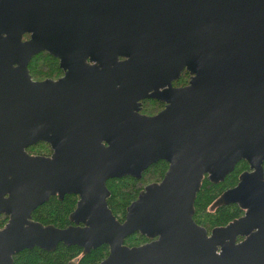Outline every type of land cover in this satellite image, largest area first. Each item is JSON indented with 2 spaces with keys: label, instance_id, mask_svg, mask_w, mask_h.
<instances>
[{
  "label": "water",
  "instance_id": "1",
  "mask_svg": "<svg viewBox=\"0 0 264 264\" xmlns=\"http://www.w3.org/2000/svg\"><path fill=\"white\" fill-rule=\"evenodd\" d=\"M40 52L61 77L31 78ZM184 70L187 85L173 87ZM144 99L166 105L142 115ZM39 142L49 157L28 154ZM160 160L162 179L117 221L106 181ZM241 160L250 172L211 209L244 214L208 234L193 220L201 181H223ZM263 162L264 0H0V264L59 243L108 245L99 264H264ZM56 193L79 197L76 226L31 218ZM135 232L158 238L124 246Z\"/></svg>",
  "mask_w": 264,
  "mask_h": 264
},
{
  "label": "trees",
  "instance_id": "2",
  "mask_svg": "<svg viewBox=\"0 0 264 264\" xmlns=\"http://www.w3.org/2000/svg\"><path fill=\"white\" fill-rule=\"evenodd\" d=\"M29 72L33 79L57 78L62 73L58 67L57 59L47 52H41L31 59ZM182 77L187 79V73L182 74ZM147 103L148 101L144 104L145 109L154 105H157L158 108L157 101H152L153 104ZM47 148L46 143L40 142L28 149L30 152L38 153ZM166 167L167 164L164 161H159L145 170L139 180L127 178L119 180L116 183H110L107 186L108 190H110V197L107 199V202L110 208L114 210V214L117 213L123 216L125 205L136 197L138 190L148 183L158 182L163 177ZM241 168H243L242 164L237 165L235 170L226 176L223 182L217 185L206 181V179L202 181L200 190L197 192L194 201L195 213L193 215V220L198 222L200 226L210 230L214 226L224 225L239 216V210L236 206H221L213 210L210 209V206L227 186H231L237 181L236 175ZM72 206L73 199L71 196H65L61 202L51 199L34 210L33 219L43 224L64 227L68 223L67 212ZM4 222L5 220L0 217V226ZM78 252L79 249L76 247H63L61 244L57 245L53 252H46L35 247L31 250H22L16 254L13 258V264H64L70 258L77 256ZM105 252L106 247L102 246L91 250L89 254L81 259V264H93Z\"/></svg>",
  "mask_w": 264,
  "mask_h": 264
},
{
  "label": "flooded vegetation",
  "instance_id": "3",
  "mask_svg": "<svg viewBox=\"0 0 264 264\" xmlns=\"http://www.w3.org/2000/svg\"><path fill=\"white\" fill-rule=\"evenodd\" d=\"M27 37L28 36H23V39H27ZM41 53V52H40ZM50 55V54H49ZM36 56V55H35ZM53 57V56H52ZM120 59H122V58H120ZM31 61V60H30ZM57 63H58V67H59V62H58V60H57ZM29 64H30V62L28 63V70H29ZM60 68V67H59ZM61 70V69H60ZM61 75L60 76H58L57 78H59V77H61L62 75H63V71L61 70ZM184 73H187V79H185V78H183L182 77V74H184ZM29 74H30V72H29ZM31 76V75H30ZM32 78V77H31ZM57 78H45V79H53V80H56ZM183 78V79H182ZM189 78H190V75H189V73L186 71V70H184V71H182L181 72V74H180V77L177 79V80H175V81H173L172 82V86L173 87H175V88H179V87H183V86H185V85H187V83H188V81H189ZM33 79V78H32ZM45 79H33V80H35V81H40V80H45ZM146 101H148V103L147 104H153L152 103V101H157V103H158V108H157V105H154V106H151L150 108H147V109H145L144 108V104H145V102ZM151 101V102H150ZM165 103L164 102H161V101H159V100H155V99H144V100H142L141 101V106H140V110H139V114H142V115H146V116H152V115H155V114H157L158 112H160L164 107H165ZM40 143V142H39ZM38 144V143H37ZM36 145V144H35ZM35 145H32V146H35ZM47 146H48V148L47 149H44V150H42V151H40V152H30L29 151V147H31V146H29V147H27L26 148V151L28 152V154H30V155H33V156H43V157H49L50 155H51V153H52V151H51V149H50V146L47 144ZM160 161H164V160H160ZM242 161L243 160H241V161H239V162H237L236 163V165L234 166V169L233 170H235V167L237 166V165H240V164H242V167L243 168H241V170L238 172V174L236 175V177H237V181L233 184V185H231V186H227L222 192H224L225 190H227V189H229V188H232V187H234L236 184H237V182H238V176L241 174V173H243V172H250V169H249V166H248V164L244 161L243 163H242ZM159 162V161H158ZM166 164H167V167H166V170H167V168H168V163L166 162V161H164ZM157 163V162H156ZM155 164V163H154ZM153 165V164H152ZM150 167V166H149ZM148 167V168H149ZM262 167H263V172H264V162H263V164H262ZM147 168V169H148ZM146 169V170H147ZM145 171V170H144ZM143 171V172H144ZM142 172V173H143ZM233 172V171H232ZM231 172V173H232ZM230 174V173H229ZM228 174V175H229ZM228 175H226V176H228ZM142 176V175H141ZM127 178H133V177H131V176H124V177H121V178H111V179H108L107 181H106V187L107 186H109V184L110 183H116V182H118L119 180H122V179H127ZM141 178V177H140ZM139 178V179H140ZM226 178V177H225ZM225 178H224V180H225ZM133 179H136V178H133ZM139 179H137V180H139ZM162 179V178H161ZM160 179V180H161ZM204 179H206V175H204V177H203V179H202V181L204 180ZM159 180V181H160ZM223 180V181H224ZM202 181H201V184H202ZM206 181H208L207 179H206ZM223 181H221V182H223ZM209 182V181H208ZM221 182H219V183H221ZM151 183H153V182H151ZM211 183V182H210ZM219 183H217V184H219ZM148 184H150V183H148ZM148 184H146V185H148ZM213 184V183H212ZM216 184V185H217ZM145 185V186H146ZM144 186V187H145ZM143 187V188H144ZM201 187V186H200ZM143 188L142 189H139L138 190V192H137V195L139 194V192L141 191V190H143ZM107 189H108V187H107ZM200 190V189H199ZM109 192H110V190H109ZM221 192V193H222ZM220 193V194H221ZM219 194V195H220ZM137 195H136V197L133 199V200H135L136 198H137ZM65 196H71L72 197V199H73V206L71 207V209L67 212V221H68V223L64 226V227H58V228H67L68 226H76V224L75 223H73V222H70L69 221V219H68V216H69V214L75 209V207H76V204H77V201H78V199H79V197L77 196V195H75V194H72V193H65L60 199H59V195L56 193V194H50L49 195V197H48V199L44 202V203H42L41 205H43V204H45L46 202H48L49 200H51V199H54V201H57V202H61L63 199H64V197ZM110 197V196H109ZM108 197V198H109ZM107 198V199H108ZM107 199H106V203H107V207L111 210V212H112V214L115 216V218H116V220L117 221H119V222H122L123 221V219H124V216H125V210H126V207L133 201V200H131L127 205H125V207H124V212H123V216H120V214H114V210H112L111 208H110V206H109V204H108V202H107ZM216 200V199H215ZM213 204V203H212ZM41 205H39V206H41ZM225 206H236V207H238V205L237 204H229V205H225ZM38 207V206H37ZM36 207V208H37ZM219 207H221V206H219ZM35 208V209H36ZM34 209V210H35ZM210 209H211V206H210ZM215 209V208H214ZM34 210L32 211V213H31V218L33 219V212H34ZM213 210V209H212ZM238 210H239V216H237V217H235V218H238V217H240V216H242L243 214H244V210H242V209H240L239 207H238ZM194 213H195V210H194ZM1 215H3V216H1ZM0 215V217L1 218H3L4 220H5V222L2 224L3 226L5 225V223L8 221V216L7 215H5V214H1ZM194 215V214H193ZM234 218V219H235ZM34 220V219H33ZM195 222V221H194ZM230 222V221H229ZM229 222H227V223H229ZM197 225H199L198 224V222H195ZM226 223V224H227ZM226 224H224V225H226ZM0 226V229L3 227V226ZM46 225V224H45ZM224 225H218V227L219 226H224ZM78 226H81V227H83V224L82 223H79L78 224ZM200 226V225H199ZM55 227H57V226H55ZM201 227H203V226H201ZM214 227H217V226H214ZM213 227V228H214ZM203 228H205V227H203ZM207 230V229H206ZM210 231H211V229L210 230H207V232H208V234H210ZM158 237H155V238H153V239H148V238H146L145 236H143V235H141L140 233H138V232H135V233H133V234H130V235H128L127 237H125L124 239H123V245L124 246H127V247H129V248H131V247H137V246H141V245H145V244H148V243H150V242H152L153 240H156ZM243 239V237H237V239H236V241L237 242H239V241H241ZM62 245L63 247H76V248H78L79 249V252H78V254H77V256H74V257H72V258H70L69 260H67L64 264H66L67 262H69V261H73V262H75V264H81V259L85 256V255H87V254H89L90 252H91V250H95L96 248H99V247H106V252H105V254L103 255V256H101L98 260H96L93 264H99L102 260H104L107 256H108V254H109V246L108 245H106V244H102V245H100V246H98V247H96V248H94V249H91L89 252H87V253H85V254H83V249L81 248V247H78V246H66V245H64L63 243H59L58 245ZM21 252V251H20ZM47 252V251H46ZM53 252V251H52ZM18 254V253H17ZM16 254H14L13 256H12V259L14 258V256H15Z\"/></svg>",
  "mask_w": 264,
  "mask_h": 264
}]
</instances>
